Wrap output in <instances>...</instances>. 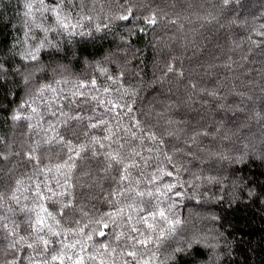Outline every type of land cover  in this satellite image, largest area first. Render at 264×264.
Instances as JSON below:
<instances>
[{"label": "trees", "instance_id": "trees-1", "mask_svg": "<svg viewBox=\"0 0 264 264\" xmlns=\"http://www.w3.org/2000/svg\"><path fill=\"white\" fill-rule=\"evenodd\" d=\"M69 14L80 26L66 31L39 0H0V264H59L61 242L85 243L91 229L106 236L87 241L86 264H124L149 199L131 189L157 187L181 224L138 257L264 264V0H64ZM108 152L139 165L122 184ZM66 161L75 168L58 170ZM157 168L173 175L153 183ZM40 205L60 233L39 234L47 251L30 226ZM115 207L122 218L101 220ZM79 251L65 248L64 264Z\"/></svg>", "mask_w": 264, "mask_h": 264}, {"label": "snow or ice", "instance_id": "snow-or-ice-1", "mask_svg": "<svg viewBox=\"0 0 264 264\" xmlns=\"http://www.w3.org/2000/svg\"><path fill=\"white\" fill-rule=\"evenodd\" d=\"M223 2H224V4L227 5L229 3V0H223ZM39 3L42 6L43 12H50V13L54 14L56 23L62 29L68 31L70 29H75L76 27L80 26L79 22H77L76 24L71 23L70 14L64 15V16L61 15V12L63 11L64 0H57V4L55 7H49V6L45 5L44 0H39ZM28 7H29V9H31L32 5L29 4ZM120 18L127 20L128 16H122ZM146 22L149 24H155L156 23L155 16H153L151 18H146ZM42 46L43 45H41V47ZM32 58L36 59V56H33ZM168 70L172 71L171 68H169ZM94 83L95 82L93 81V84ZM93 99H95V97H93ZM33 111H36V110L33 109ZM129 111H131V109H129ZM14 118L19 119V117H14ZM104 123H106V121H100V124H104ZM98 126H99L98 124H91L90 125V127H92V128H96ZM107 131L110 134L105 136L104 139L110 140L111 139V129L109 128V129H107ZM133 136H135V134H133ZM148 139L155 141L156 136L151 135L148 137ZM93 140L96 143H100L99 139L96 137H93ZM100 146H101V148L104 147L103 144H100ZM121 147H123V145H121ZM81 150H83V146H81ZM149 151H151V149H149ZM79 155H80V153L77 152L76 156L79 157ZM95 155H96V153L94 152L93 156H95ZM133 155L139 156L140 153L133 150ZM29 158L31 159L32 157H29ZM69 159H72V157H69ZM106 159L108 160V165H107V168L105 169V171L111 169L113 166V163L120 166V171H121L120 183L121 184L124 181L129 179V176L131 175L129 169L139 166L135 160H133L131 163H126V158L122 157L119 152H116V153L108 152L106 154ZM168 159H169V161H171V157H168ZM65 166H67L69 168V171H71L73 168H75V163L73 162L72 164L69 165L66 161L65 164L58 165L57 169L59 170V168H62ZM156 171L158 173H160V175L156 176L155 174H153V178L151 181L153 183H155L158 180H162L164 176H172L173 175L172 171H167L164 168H157ZM137 183H139V182H137ZM69 187H71V185H69ZM175 187H176V185L171 184V183H165L163 185V188L167 192H171L173 190V188H175ZM49 191H52V189H49ZM131 191H135L136 196L141 198L142 203H144V197H148L149 199L146 202L145 207H140L138 209V211L140 213H143V215H141L139 217V219L137 220L136 223L138 225H141L142 227H137V226L131 227V232L136 233L137 235L129 237V240L132 241V244H131L132 250L127 251L126 255L128 257H130L131 259L125 260L124 264H155V260H156L155 252H153L148 259H143L142 257H138L137 251H136L137 247L147 248V246L149 244H155L157 248L163 246V244L168 239H170L172 236L175 235L178 226L181 224V221L179 218H172L169 215L170 209L172 207L171 205H168L167 207H162V205L164 204L163 197L165 196L166 193L161 192L159 187H157L155 192H153V191H147V192L136 191L135 189H131ZM157 193H159V195H157ZM37 194L39 195V192ZM64 194L65 193H60L59 195H64ZM53 195H56V193L53 192ZM175 195L179 196V195H181V193L176 192ZM0 198H2V196H0ZM13 198H15V197H13ZM51 198L52 197L50 196L47 199L50 200ZM153 200L156 201L155 204L152 203ZM113 203L118 204L119 201H114ZM69 206H70L69 204H64V207H69ZM39 207H40V211L36 212L35 220L31 223L30 226L32 227L33 232H35L37 234L36 240H38L39 243L44 246V250L47 251L48 246L50 245L51 241L45 239L43 235H39V234L47 231V232L51 233L52 235L59 236L60 233L55 232L52 229L51 225H49L47 223V218H51V219L55 220V216H53L52 213L49 212L47 210V208H45L43 205H40ZM127 207L132 208V205H128ZM42 213H43V215H42ZM124 213H125L124 207H115L113 211L103 213L101 216V220H103L104 216H107V217H109L111 222L113 224H115L118 218L123 217ZM127 219L129 222H131L132 216L128 215ZM101 220L96 221V223H98V224L101 223ZM57 223H59V222L57 221ZM165 225H167V227H165ZM84 227H87V225H85ZM102 228H108V223H103ZM79 231L81 233H83L84 229L81 228V229H79ZM94 233L100 237L106 236V233L103 230H100L97 232L96 229H91L89 232H87L85 234V243H81L79 240H77L75 242V244L64 245L63 242H61L62 247L60 248L59 252H57V254L51 256V261H53V262L58 261L59 264H64L65 255H66L65 254V248L75 249L76 245L79 244L80 245V251L75 252L73 256H67V260L71 261V264H86L84 256L81 255L80 253L87 251V241L93 240V234ZM123 235L124 234L121 233L120 235H118L116 237V239L119 240L121 238V236H123ZM23 239H24V237L21 236L19 238V240H17L15 242V244L20 243V240H23ZM15 244H13L12 247H15ZM27 247L32 248V247H34V245L32 243H28ZM102 247L105 249V251H107L109 248V246L106 244H102ZM181 250L182 249H177V251H181ZM111 251L113 253H115L116 249L112 248ZM120 254L124 255L125 253L122 251ZM96 258H97L96 256L91 255V254H89V256H88V259H90V260H95ZM42 264H48V261L45 260L42 262ZM100 264H103V260H101Z\"/></svg>", "mask_w": 264, "mask_h": 264}]
</instances>
